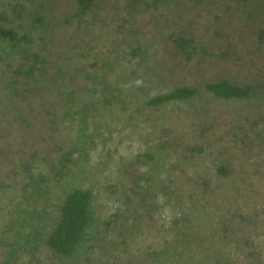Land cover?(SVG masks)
Masks as SVG:
<instances>
[{"label":"rangeland","instance_id":"obj_1","mask_svg":"<svg viewBox=\"0 0 264 264\" xmlns=\"http://www.w3.org/2000/svg\"><path fill=\"white\" fill-rule=\"evenodd\" d=\"M118 1L122 8L119 11L120 14L113 15L114 8L111 5L108 6L99 14L100 18L104 17L103 21H99L89 29L86 28V32H84V27L76 29V27L63 22L72 12L68 0H53L50 6L52 9L50 14L53 18H59L60 21V26L56 27L57 32L62 31L65 36H70V42L77 44L76 50L82 48L83 52L87 51L89 56L95 60L94 62L100 65H97V68L109 72L108 78L116 82L118 86L121 84L120 89L125 90L122 93V101L123 105L127 103V111L121 113L123 110L119 109V113H117L111 109V114L114 113L113 118H106V124L101 121L102 129L98 128L97 119L94 121L97 118L95 115L89 118V125L84 127V131L86 133L100 129L101 131L94 138L90 135L85 144L79 138L80 122L67 116V106L59 99L63 89L56 90L53 87H46L36 98L32 95L33 92L29 93L33 89L31 88L25 92V98L16 96L12 92L13 87H10L9 84L10 71L4 66H0V264H6L4 260L11 251L2 240L10 242L15 232L24 229V226L18 222L20 216L15 210L17 204H28L22 191L29 190L34 184H38L42 179L41 176L47 174L51 169L53 172L60 173L61 176L62 171L56 165L62 156L73 151V158L80 160L82 157L88 158L87 161L84 160L86 163L75 170L79 172L77 177L93 173V177L91 175L89 177L92 179L87 182H95V185L91 187L93 191L96 190V187L100 189L95 192L92 207L97 210L99 216L100 214L102 216L109 215L112 209L108 210V197L103 193L106 184L122 183L117 184V187L120 186L116 189V196L119 197L117 205H122V200L128 199V193L140 197L149 188L145 182L149 175L146 172L149 170L146 162L148 160L145 161L142 156L144 161L138 162L136 158L139 153L156 155L160 151L161 142L154 139L157 133L159 135L164 133L168 141H171L172 138L176 140L175 143H172L168 159H166L169 161L166 163L170 168L161 170L162 179L169 176L173 177L174 181L167 182L160 181L162 180L160 179L156 180V183L152 179L157 186H160L159 195H157L159 198L157 197L156 201V198L153 197L148 202L147 207L152 208L153 215L149 216L145 211L142 212L143 223L136 221L134 215L129 213L140 209L139 205L138 208L129 209L128 212L124 211L123 215L118 218L120 222L110 225L112 231L102 235L106 238L112 237L113 244L118 247L124 235V245L120 250L117 249L118 251L114 252L108 246L106 239L102 242L104 249L93 247L91 253L88 256L84 255V258L64 260L43 245L35 247L33 250L30 247L26 250L21 249L18 256H13L17 264H158L155 260L157 258L162 260L163 257L156 256L158 254L156 250L163 249L166 245L173 247L172 250L178 249L182 253V262L189 254V250L198 245L195 241L184 239L176 231L178 224H181L180 212L182 215H189V210H191V218L188 216L184 224L187 228L190 226L192 236L198 235V238L203 236V240L208 236L216 240L212 245L208 242L200 245V249L202 246H206L207 251L202 249L199 252L213 254L216 253L215 249H218L222 250L225 259L232 261L230 264H264V198L261 201L262 204L254 203V201L251 204L250 200H254V198L234 190L237 179H221L215 169L220 161L230 162L231 158V164L235 170H238L239 164L242 163L254 168V164L264 162V145L258 146L255 134L249 129L253 111L258 110L256 105L253 102L247 103L242 108L232 110L229 103L214 98L210 102H206L204 99L195 102H170L160 107H144L145 94L141 95L138 90H142L145 86H151V82L156 87L150 88L149 95L161 91L163 86L197 84L199 79L194 80L201 77L203 73L194 67L192 74H189L190 77L182 75L184 71L176 67L174 61L172 65L175 69L168 70L170 72L165 75L164 84H161V79L156 81V74L148 80L145 77L139 78L140 84L137 85L136 92L130 94V90L124 88L128 86V83L123 78L117 77L121 74H129L134 69L138 71V76L145 72L143 67L138 65L140 60L130 61L123 52L138 42L145 48L148 46L149 51L157 50L158 54L155 59L168 67L171 57L165 46L171 48L167 36L170 26L176 24L171 30H178L183 25L186 26L188 22L196 26V31H199L205 25L200 20H194L195 13L192 12V5L190 6L186 0H170L169 5L159 4L155 11L154 9L142 11L140 4L137 3L134 9L140 18L136 15V20L131 21L135 23L132 25L131 22L127 23L123 33L116 35L114 30L122 22L123 13L128 10L125 0ZM180 2H183L185 6L181 7ZM112 3L115 4L114 1ZM208 5L206 6L211 9L203 8V16H214L213 7L217 9L220 16L223 15L224 12L222 13V10L216 7L217 5ZM253 11L258 13L260 8L258 11ZM224 15L226 19H229L226 13ZM220 23L217 25L218 28L223 27L230 34V30L233 29L231 25ZM132 30L136 34L134 42L125 37ZM242 31L244 34L236 35L234 38L236 41L235 50L237 54L240 50H244L246 55L244 54L243 62L238 63L236 67L240 69L239 78L254 80L255 69L253 68L255 66H259L260 69L264 68V49L259 50L253 56V53L256 52L257 37L246 25L243 26ZM247 34H250L249 38L252 37L251 42V39L248 38L249 43L245 41L248 37ZM165 37L166 42L163 43ZM121 38H123V43L119 47L118 42ZM239 39L243 41H240L241 46H239ZM62 48L65 49L64 44ZM248 55L253 56V67L245 61V56ZM114 57L120 58L119 63L112 60ZM107 58H111L113 62ZM79 59L82 62L83 59L80 57ZM105 63L107 66L102 68V64ZM78 68L76 63L69 64L63 58L57 62L55 60L51 69L58 74L57 78H53L55 79L53 86H57L60 82H69L70 78L76 79ZM229 70H234V67L229 63L225 66L218 65L220 74H227ZM164 72L166 71L163 69L160 71V77ZM206 75L212 78L214 76L213 73H206ZM78 77L79 81H75L78 82L76 88L85 86L89 89L92 88V91L99 89L98 93H95L98 99H101L105 93L107 94V92L103 94L100 84H94L91 79H84L82 74ZM113 91L118 94L119 88L117 91L114 88ZM14 98H17L19 102ZM120 105H122L121 102ZM31 121L34 125L29 124ZM203 128L208 129L202 133ZM238 136L239 140L236 139ZM220 137H226V139L218 140ZM238 141L239 143H237ZM192 145H202L204 150L200 153L190 151L188 147ZM179 154L180 157L189 161L190 165L186 170L181 169L182 163L178 158ZM87 171L90 172L87 174ZM68 173L71 175V171ZM263 175L264 169L260 177ZM139 176L143 177L139 179ZM262 180L264 181L263 178ZM202 182H204V186L201 185L202 187L200 186L198 189L197 184ZM62 186L63 184L61 188ZM121 186H126L125 190L127 191H124ZM203 188L206 193L204 196L201 191ZM50 189L45 196L34 198L37 203L32 208V210L40 211V217L42 216L47 222L43 226L47 228L55 221L50 216L58 213V204L61 199V193L57 189ZM164 191L166 193H163ZM167 194L169 197H166ZM199 194L205 197L204 201L196 197ZM33 196L36 195L33 194ZM189 196L192 198L189 199ZM155 201L158 205H153L156 204ZM259 201L260 197L257 202ZM140 210L143 211V208ZM94 218H98L97 214ZM134 222L140 226L138 229L140 231H134L136 228L133 225ZM26 233L32 232L28 230ZM34 233L38 237L37 231ZM42 233H45L43 228ZM204 254H197L198 264L201 262L212 263V258ZM162 264H174V259L169 261L165 259Z\"/></svg>","mask_w":264,"mask_h":264},{"label":"trees","instance_id":"obj_2","mask_svg":"<svg viewBox=\"0 0 264 264\" xmlns=\"http://www.w3.org/2000/svg\"><path fill=\"white\" fill-rule=\"evenodd\" d=\"M68 1L72 12L63 22L67 25L76 27V29L84 27V32L87 31L86 28L89 29L98 24L99 21H103L104 17L100 18L99 14L103 12V10H106L108 6L111 5V7L114 8L113 15L115 16L120 14L119 11L122 10L118 0ZM112 1H114L115 4H113ZM125 1L128 10L123 13L122 22L119 23L114 30V34L116 35H121L123 33L127 23L136 20V15L138 14H136L134 9L135 4L139 3L142 11L153 9L155 11L159 7V4H170V0ZM218 1L219 0H186L190 6L192 5V12L195 13L194 20H200L205 26L199 31H196V26L188 22L186 26L183 25V27L178 30H171L176 24L170 26L167 36L168 42L171 43V48H167V45L165 46L171 57L168 67L164 66L161 61L155 59V56L158 54L157 50L149 51L148 46L145 48L142 44L137 42L132 47L129 46L128 50L126 49L124 52H120H123L124 56L130 59V61L140 60L138 65L143 67L145 74L141 73V75L138 76V71L134 69L129 74H121L117 78H123L124 81L128 83V86L124 88L129 89V93L131 94L134 91L136 92L137 85L140 84L139 78L145 77L148 80L151 76L156 74V81L161 79V84H164L166 79L165 75L170 72L168 70L175 69L172 65L174 61L176 63L175 66L184 71L182 75H186L187 77H190L189 74H192L193 68L196 67L203 73L201 77L194 80L196 81L199 79L197 84H185L171 87L163 86L161 91L149 95L148 92L150 88L156 87L151 82V86H145L142 90H138L141 95L145 94L143 106L160 107L170 102H195L204 99V101L210 102L216 98L229 103L232 110H236L242 108L244 104L246 105L247 103L253 102L258 110L253 111L249 129L255 134L256 143L261 147L264 145V68L261 67L260 69L259 66L253 68L255 69L254 80L239 78L240 69L236 66L238 63L243 62L246 52L240 50L237 54L235 50L236 41L234 38H236V35L239 36L240 34H244L242 28L246 25L257 37L256 52H252L253 56L259 50L264 49V0H220L219 3ZM52 3L53 0H0V66H4L10 71L9 84L10 87H13L14 90L12 89V92H14L16 96L25 98V92L29 91L31 88L33 89L29 91V93L33 92L32 95L36 98L46 87H53L56 90L63 89L61 90L62 92H60L61 97L59 99L67 106V116L80 122L79 138L80 141L85 144V141L89 140L88 137L90 135H92V138L98 136L97 134L102 129L100 125L101 121L103 124H106V118H113L112 116L114 113L111 114V109L117 111V113H119V109L123 110L121 113L127 111V103L123 105L122 101V93H124L125 90L120 89L121 84L118 86L116 82L108 78L110 76L109 72L97 68L99 64L94 62L95 60L89 56L87 51L83 52L82 48L76 50L77 44L70 42V36H65L62 31L57 32L56 27L57 25L60 26V21L59 18H53L52 14H50L52 13L50 7ZM208 4L217 5L216 7L221 9L222 13H226L229 19L225 18L224 13V17L223 15L220 16L219 12H217V9H214V7L212 8L214 16L204 15V17L202 15V9H211ZM180 6L183 7L185 4L180 2ZM259 8L260 12L256 13L253 11H258ZM207 20L208 22L206 23ZM220 22L231 25L233 29L230 30V34L227 32V29L223 27V29L218 28L217 25ZM133 23L135 22H131V25ZM195 23H198V21H195ZM247 35L248 37L245 41L249 43L248 38L250 34ZM125 37L134 42L136 34L134 30H132L128 32ZM249 39H251V42L252 37ZM240 41H242V39H239V46H241ZM165 42L166 37L163 39V43ZM122 43L123 38L118 42L119 47H121ZM63 44L65 49L62 48ZM253 56H245V61L249 62L252 67ZM79 57L83 59V63L80 61ZM60 58H63L69 64L76 63L79 68L77 69L76 79L72 80L70 78L69 82H60L57 85L58 87L56 85L55 87L53 86L55 84V79L53 78H57L58 73L53 72L51 66L55 63V60L57 62ZM107 59L110 62L114 60L115 63H119L120 58L114 57L112 60L111 58ZM156 62L158 65L155 64ZM227 63L231 64L234 70H229L227 74H220L218 72V65L223 64L225 66ZM102 66V68H105L107 63L102 64ZM162 69L166 72L160 77L159 73ZM206 73H213V78L206 75ZM80 74L83 75L84 79H91L94 84H100L103 94L105 92H107V94L105 93L101 99H98L95 93H98L99 89L92 91V88L89 89L85 86L76 88L78 82L75 81H79L78 75ZM60 84L61 86H59ZM114 88L116 91L117 88H119L118 94L114 93ZM14 99L17 100V98ZM17 102L19 101L17 100ZM120 102L122 105H120ZM76 106H78V108H75ZM16 109H18V106H16ZM93 115L97 117L94 121L97 119L99 122L98 128L101 127V129L86 133L84 127L89 125L88 119L92 118ZM21 116H23V114H21ZM29 124L34 125L32 121ZM207 129L208 128H203L202 133ZM154 139L161 142L160 151H158L156 155L139 153L136 158L138 162L144 161L142 156L145 158V161L148 160L146 162L149 170H146V172L149 173V175L145 179V182L149 188H147L146 193L143 196L140 195V197L133 193H128V199L122 200V205H117L119 197L116 196V189L120 187L119 185L117 187V184L122 183L106 184L103 193L108 197V210L112 209L109 215L104 214L102 216V214H100L99 216L97 210L92 207V203L95 199V192L100 189L96 187V190L93 191L91 187L95 185V182H87V180L89 181L92 179L89 177L90 175L93 177V173L88 176L82 175L77 177L79 172L75 170L86 163L88 158L82 157L81 160L79 158H73V151L67 152L62 156L56 165L60 168L59 170L62 171L61 176L60 173L53 172L51 169L47 174L41 176L42 179L40 181H42V183L39 181V183L36 185L34 184L31 189L22 191L28 204H17L15 210L20 216L18 222L24 226V229H19L20 231L15 232L10 242L2 240L11 250L10 254H7L8 257L4 260V263L17 264L13 256H18L21 249L26 250V248L30 247L33 250L35 247L43 245L64 260L77 257L82 258L84 255L88 256L93 247L104 249L102 242L106 239L108 246H110L114 252L120 250L124 245V235L119 247L113 244L112 237L106 238L102 235L112 231L110 225L112 223L115 225L118 224L120 222L118 218L123 215L124 211L128 212L130 211L129 209L138 208L139 205L140 209L143 208V211L137 209L133 213L131 211L129 212L131 215H134L136 221L143 223L141 213L144 211L149 216L153 215L151 212L152 208L147 207V205H149L148 202L152 200L153 197L156 198V201L159 198L157 195H159L160 186L156 185V180L162 179V169L170 168L166 163L169 161L166 159H168L167 156L172 148V143H175L176 140L172 138L171 141H168L164 133L161 135L157 133ZM223 139H226V137H220L218 140L222 141ZM236 139L239 140V136ZM237 143H239V141ZM188 149L200 153L204 150V147L202 145H192L189 146ZM178 158L181 160L180 163H182L181 169L186 170L190 165L189 161L180 157V154ZM84 160L86 161L84 162ZM231 160L232 158L230 162L224 160L217 164L215 169L218 177L221 179H237L234 190L250 198H254V200H250L251 204L253 201L254 203L262 204L261 201H263L262 199L264 198V181L262 178L264 179V175L261 177L260 175L264 169V162L254 164V168L249 167V165L245 166V164L242 163L239 164V169L235 170L234 166L231 164ZM24 165L27 164L24 163ZM69 171H71V175L68 173ZM89 172L90 171H87V174ZM142 177L143 176H139V179ZM152 179L155 180L156 183H154ZM163 180L167 182L174 181L173 177L169 176H165V178L160 181ZM62 184L63 186L61 188ZM197 185L199 189L201 185L204 186V182L198 183ZM48 188H51L50 190L57 189V191L61 193V199L58 204V213L50 216L55 221L47 228L43 226V224H47V222L42 216L40 217V211L32 210V208L37 203L35 199L45 196L49 191ZM121 188L127 191L125 190V188H127L126 186H121ZM201 191H203V196L206 195L205 188L201 189ZM163 193L166 192L164 191ZM33 194L36 196L34 197ZM202 195L200 196L199 194V196L196 195V197L204 201L205 197H202ZM192 196H189V199H191ZM255 196L260 197L259 202H257L259 197ZM166 197H169L168 194ZM32 199L33 201H30ZM192 204L193 201L190 204L191 207ZM153 205L158 204L156 202V204ZM190 212L191 210H189V215H182L180 212L181 224L175 222L178 224L176 231L178 235L184 237V239L195 241L198 245L196 248L194 247L189 250V254H187V257L184 258L182 262V253L179 252L178 249L172 250L173 247L166 245L165 248L156 250L158 253L156 256L160 255L163 257L162 260L159 258L155 260L158 264H160V262L162 264L165 259L168 261L174 259V264H180V262L181 264H198L197 254H204L199 251H202V249L203 251H207L206 246H202V249H200V245L206 244V242L212 245L216 242L214 238H209L208 236L207 238L205 237L204 240L203 236L200 238H198V235L192 236L193 234H191L192 230H190V226L187 228L184 224L188 216L191 218ZM96 214L98 218H94ZM192 220L197 221L196 219ZM133 225L137 228H135L134 231H140L138 230L140 226L137 223L134 222ZM42 228L45 230L44 234L42 233ZM28 230H31L32 233H26ZM35 231H37L38 237H36ZM177 242H175V244H178ZM215 252L216 253L213 254H204L212 258V263L201 262L200 264H230L232 262L225 259L222 250L215 249Z\"/></svg>","mask_w":264,"mask_h":264}]
</instances>
